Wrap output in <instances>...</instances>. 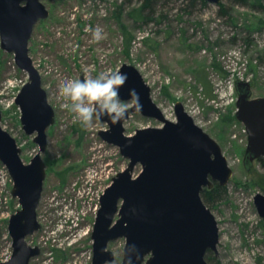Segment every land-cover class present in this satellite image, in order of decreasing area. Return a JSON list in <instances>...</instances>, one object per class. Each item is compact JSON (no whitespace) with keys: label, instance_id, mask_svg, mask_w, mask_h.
<instances>
[{"label":"rangeland","instance_id":"obj_1","mask_svg":"<svg viewBox=\"0 0 264 264\" xmlns=\"http://www.w3.org/2000/svg\"><path fill=\"white\" fill-rule=\"evenodd\" d=\"M245 1L222 0L191 8L189 0H157L154 20L145 22L143 16L131 13L143 0H44L50 16L35 25L29 47L56 120L48 128V145L42 153L47 174L37 209L41 227L27 238L41 252L30 264L93 263L92 233L101 195L129 160L100 136L109 125L94 119L91 126H82L62 107L67 101L58 89L68 79L95 78L120 70L125 63L140 70L168 119L176 120L175 107L182 102L196 123L219 142L233 168L225 185L226 200L211 206L220 228L218 253L209 251L214 257L211 263L264 264V217L255 204L256 193H264L256 184L264 166L256 160L251 170L246 168V126L236 116L237 104L221 106L217 92L234 77L250 80L253 96L264 97V0ZM89 26H100L104 38L95 41ZM27 80V72L17 66L13 53L1 48L0 40L1 123L29 163L40 148L35 134L23 129L15 102ZM235 97L238 100L236 89ZM126 102L132 106L131 100ZM124 126L126 134H134L162 122L133 113ZM141 169L138 165L135 174ZM13 187L0 160V264L12 254L9 219L21 208ZM125 245V238L112 241L109 248L115 260L106 264H121Z\"/></svg>","mask_w":264,"mask_h":264},{"label":"water","instance_id":"obj_2","mask_svg":"<svg viewBox=\"0 0 264 264\" xmlns=\"http://www.w3.org/2000/svg\"><path fill=\"white\" fill-rule=\"evenodd\" d=\"M206 1L219 4L222 0ZM49 16L44 0H0L1 48L13 53L17 66L28 74L15 102L23 129L28 135L35 134L33 140L40 148L26 163L16 138L1 123L0 108V160L12 177V194L21 205L9 219L12 254L1 264H30L41 252L27 238L41 227L37 209L47 174L42 153L56 113L30 56L29 44L35 25ZM120 71L128 74L120 97L132 101L127 119L141 113L159 120L162 126L126 134L127 119L114 124L107 116L100 118L109 125L100 130V136L118 146L129 163L101 195L92 233V264L113 262L115 253L109 244L119 238L126 239L121 264H213L206 255L209 251L218 253L220 228L202 192L216 182L227 185L233 168L219 142L196 123L182 102L176 104V120H170L153 100L151 86L136 66L125 63ZM133 88L140 94L142 110L136 109L134 98L129 96ZM236 90V116L248 133L244 162L251 170L256 160L264 159V97L253 96L250 80H237ZM138 165L142 169L135 174ZM255 204L264 217L263 192L256 193Z\"/></svg>","mask_w":264,"mask_h":264},{"label":"clouds","instance_id":"obj_3","mask_svg":"<svg viewBox=\"0 0 264 264\" xmlns=\"http://www.w3.org/2000/svg\"><path fill=\"white\" fill-rule=\"evenodd\" d=\"M92 32L93 39L104 38L103 29L97 26L87 29ZM128 80V74L119 69L102 72L95 78L85 76L83 79H68L59 85L58 94L67 103L62 107L74 113V119L82 126L89 127L94 119L107 116L114 124L122 123L129 116V103L120 97V87ZM134 98L137 110H142L143 104L136 89L129 92Z\"/></svg>","mask_w":264,"mask_h":264},{"label":"trees","instance_id":"obj_4","mask_svg":"<svg viewBox=\"0 0 264 264\" xmlns=\"http://www.w3.org/2000/svg\"><path fill=\"white\" fill-rule=\"evenodd\" d=\"M124 3H132L134 0H123ZM240 2H246L245 0H238ZM157 0H143V3L141 5V7L137 10H133L131 13L132 14H137V16L141 17L143 16L144 21H153L154 20V7L156 4ZM201 4L202 6H207L208 5V1L206 0H189L188 2V7H195L196 5ZM123 6V5H122ZM144 12H147L144 15ZM225 13H228V11H223ZM259 161L262 163V165L264 166V159L260 158ZM257 185L264 190V175H262L258 181H256ZM227 193H228V189L227 186L221 185L218 182L215 183L214 187L211 189H204V191L202 192V197L205 201V203L211 208V206L216 205V203L220 202V201H224L226 200L227 197ZM206 258L209 262L214 260V257L210 255V253L208 252L206 255Z\"/></svg>","mask_w":264,"mask_h":264},{"label":"built area","instance_id":"obj_5","mask_svg":"<svg viewBox=\"0 0 264 264\" xmlns=\"http://www.w3.org/2000/svg\"><path fill=\"white\" fill-rule=\"evenodd\" d=\"M228 82L225 83L223 89H219L218 92V101L221 106L227 107L228 105L237 104V97H235V89H236V80L232 79L234 77H230ZM245 80V79H242ZM217 103V101H215ZM200 112V111H199Z\"/></svg>","mask_w":264,"mask_h":264},{"label":"bare ground","instance_id":"obj_6","mask_svg":"<svg viewBox=\"0 0 264 264\" xmlns=\"http://www.w3.org/2000/svg\"><path fill=\"white\" fill-rule=\"evenodd\" d=\"M189 113V112H188ZM165 114V113H164ZM190 114V113H189ZM191 115V114H190ZM166 116V115H165ZM194 118V117H193Z\"/></svg>","mask_w":264,"mask_h":264}]
</instances>
